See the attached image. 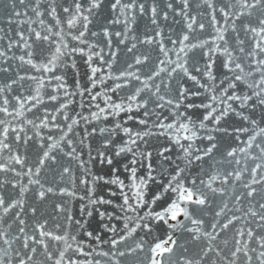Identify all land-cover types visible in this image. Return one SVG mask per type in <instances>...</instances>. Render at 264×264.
Segmentation results:
<instances>
[{"label": "snow or ice", "instance_id": "snow-or-ice-1", "mask_svg": "<svg viewBox=\"0 0 264 264\" xmlns=\"http://www.w3.org/2000/svg\"><path fill=\"white\" fill-rule=\"evenodd\" d=\"M0 264H264V0H0Z\"/></svg>", "mask_w": 264, "mask_h": 264}]
</instances>
